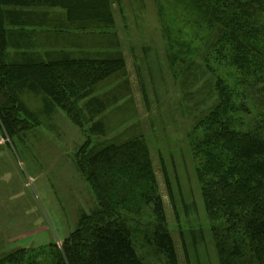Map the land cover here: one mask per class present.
Here are the masks:
<instances>
[{"label": "trees", "instance_id": "1", "mask_svg": "<svg viewBox=\"0 0 264 264\" xmlns=\"http://www.w3.org/2000/svg\"><path fill=\"white\" fill-rule=\"evenodd\" d=\"M182 1L238 87L220 89L226 120L238 127L220 125L215 115L191 144L200 157L196 176L204 209L216 224L211 235L218 262L264 264V0ZM113 27L109 0H0V122L8 137L15 135L12 127L19 126L21 103L29 96L41 100L38 115L59 108L75 125H89V136H106L103 114L129 93L126 65L119 53L81 49L88 41L83 36ZM101 34L100 41L110 44ZM105 80L119 84L97 95ZM245 117L249 126L242 129ZM122 137L89 149L86 143L76 153L97 209L80 214L61 247L16 250L0 256V264H144L131 231L143 208L151 218L150 230L142 231L145 241L165 264H177L146 143L141 135Z\"/></svg>", "mask_w": 264, "mask_h": 264}, {"label": "rangeland", "instance_id": "2", "mask_svg": "<svg viewBox=\"0 0 264 264\" xmlns=\"http://www.w3.org/2000/svg\"><path fill=\"white\" fill-rule=\"evenodd\" d=\"M184 4L109 0L114 27L83 36L88 41L82 52L119 53L126 65L129 93L103 114L109 122L104 138L89 136V125H75L59 108L50 116L38 115L42 103L33 96L22 100L14 136L8 137L0 122V256L61 247L80 214L97 209L91 187L76 166V153L86 143L89 149L116 136L136 134L149 151L177 264H219L211 235L216 224L204 209L196 176L200 157L191 144L204 136L203 125L215 115L220 125L238 127L236 121L226 120L230 114L222 109L220 94L221 87H238L227 62L207 49V35L196 30ZM101 33L110 44L100 41ZM117 81L105 80L97 95L112 90ZM247 121L242 118V129L249 126ZM137 221V228L131 224L137 256L144 264H165L143 236L151 222L146 209Z\"/></svg>", "mask_w": 264, "mask_h": 264}]
</instances>
